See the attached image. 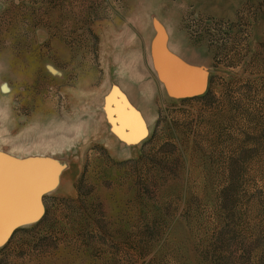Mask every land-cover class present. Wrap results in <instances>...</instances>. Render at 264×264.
<instances>
[{"label": "rangeland", "instance_id": "rangeland-1", "mask_svg": "<svg viewBox=\"0 0 264 264\" xmlns=\"http://www.w3.org/2000/svg\"><path fill=\"white\" fill-rule=\"evenodd\" d=\"M0 264H264V0H0Z\"/></svg>", "mask_w": 264, "mask_h": 264}, {"label": "water", "instance_id": "water-1", "mask_svg": "<svg viewBox=\"0 0 264 264\" xmlns=\"http://www.w3.org/2000/svg\"><path fill=\"white\" fill-rule=\"evenodd\" d=\"M159 62L167 87L174 95L194 96L206 90L207 81L205 79L163 51H159Z\"/></svg>", "mask_w": 264, "mask_h": 264}]
</instances>
